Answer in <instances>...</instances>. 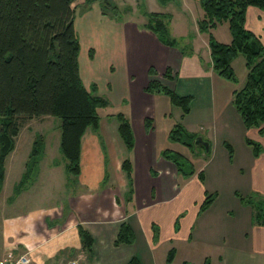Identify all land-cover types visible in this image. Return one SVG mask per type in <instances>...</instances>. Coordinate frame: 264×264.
<instances>
[{
	"label": "crops",
	"instance_id": "crops-1",
	"mask_svg": "<svg viewBox=\"0 0 264 264\" xmlns=\"http://www.w3.org/2000/svg\"><path fill=\"white\" fill-rule=\"evenodd\" d=\"M85 6L82 18L86 30L91 31L95 23H99L104 31L99 39L89 42L88 56H85L87 43L80 39L81 77L89 88L97 83L94 79L100 68L112 76L118 70L117 79L123 91L124 110L121 111L131 122L134 147L129 151L119 134V121L114 115L118 111L100 114L99 129L88 127L82 136L81 172L77 183L70 186L66 160L59 148L60 136L58 139L55 132L50 139L49 130L43 133L30 125L34 119L42 121L49 116L27 119V125L20 128L15 148L6 158L5 177L0 188V260L11 251L16 256L28 253L30 264H68L72 259H79L82 264H127L133 256L138 257L141 264H178L177 251L182 241L190 248L197 247L198 242L216 246L226 244L225 248L242 254L246 247L234 246L235 234L230 239L238 225L230 227L229 221L223 222L220 211L226 216L230 208L218 202L220 194L215 191V185L217 181L230 184L239 177L252 185L253 190L264 193V135L256 128H246L233 104L234 91L243 86L247 77L246 58L240 54L232 61L238 78L236 82L213 70L209 33L200 31L198 26L203 16L201 5L194 30L179 35L170 32L179 40L176 46L163 43L155 32L144 27L145 22L129 30V45L126 46L125 41L117 43V36L128 34L126 21L110 12L104 14L100 0L85 2ZM78 21L76 16L79 35ZM246 26L264 43V9L249 6ZM212 33L222 42L232 39L227 23L219 24ZM151 66L156 68L157 75L150 74ZM167 67L173 70L172 79L163 76ZM154 77L179 95L192 96L188 114L182 118V109L173 105L167 94L144 90ZM108 87L111 90V86ZM98 89L102 94L99 84ZM146 118L152 120L150 129L146 128ZM179 120L189 131L208 140L210 149H192L170 140L169 132ZM37 132L46 139L37 179L11 198L25 171ZM246 138L262 143L263 149L258 156ZM228 139L238 152L235 160H225L223 142ZM167 148L188 158L196 172L191 176L179 172L176 164L162 155ZM127 157L133 164L134 193L130 201L126 200L128 178L122 166ZM200 170H203V180L198 176ZM213 192L217 193L214 201L201 211L200 205L206 195ZM124 220L132 226L135 240L116 244ZM197 221L198 230L195 228ZM80 224L94 240L91 252L83 248ZM247 224L245 240L249 239L246 235L249 230L250 236L252 231L250 248L257 255L264 254V225L251 222L247 227ZM238 230L241 227L238 226ZM172 247L176 248V255L168 263L166 258ZM217 252L218 262L229 264V258ZM204 256L205 253L198 256L191 252L184 260L204 264L208 257L202 260ZM239 261L242 260L231 262L242 263ZM255 261L264 264V258Z\"/></svg>",
	"mask_w": 264,
	"mask_h": 264
},
{
	"label": "trees",
	"instance_id": "trees-1",
	"mask_svg": "<svg viewBox=\"0 0 264 264\" xmlns=\"http://www.w3.org/2000/svg\"><path fill=\"white\" fill-rule=\"evenodd\" d=\"M94 0H85L90 3ZM103 13L110 12L121 18L120 8L109 0H100ZM203 16L198 21L199 30L209 33V48L213 70L220 76L238 81L232 61L240 54L246 58L248 69L242 87L233 94V104L246 128H256L264 135V43L259 35L246 26L249 6L264 9V0H198ZM76 5L74 0H0V188L5 177V162L13 151L16 138L23 123L30 118L52 115L59 118L60 152L66 160L68 185H75L81 172V140L85 130L97 131L100 124L99 109L110 104L108 97L99 93L98 84L88 88L81 77L79 65L80 39L75 27ZM170 13L150 12L144 27L157 34L170 46H176L178 38L169 29ZM227 23L231 31L230 42L216 39L212 29ZM92 52V49H91ZM151 75L158 71L151 66ZM163 76L173 78V70L167 67ZM144 90L167 94L171 103L182 109V118L190 112L192 96L179 95L160 79L154 77ZM119 121V134L131 151L135 144L134 133L128 116L123 111L114 114ZM152 120L146 118V128ZM198 133L189 131L182 120L177 121L169 132V138L196 148L194 139ZM254 154L263 149L261 142L246 138ZM230 155L232 144L225 142ZM46 147L45 136L37 132L32 143L25 171L14 187L11 198L29 188L37 179L40 161ZM205 148L204 146H201ZM162 155L172 160L184 176L196 172L193 163L180 152L164 149ZM128 178L126 200L134 193L133 164L130 157L123 161ZM204 179L203 170L198 172ZM217 193L207 194L200 210H205L214 201ZM257 209V220L264 225V200H248ZM79 234L83 248L93 249L92 235L81 224ZM135 233L126 220L122 221L115 243H133ZM176 255L172 247L166 261L171 263ZM127 264H141L133 256ZM182 264H190L184 260ZM204 264H211L210 258Z\"/></svg>",
	"mask_w": 264,
	"mask_h": 264
},
{
	"label": "rangeland",
	"instance_id": "rangeland-1",
	"mask_svg": "<svg viewBox=\"0 0 264 264\" xmlns=\"http://www.w3.org/2000/svg\"><path fill=\"white\" fill-rule=\"evenodd\" d=\"M112 4H116L120 8V15L122 18L126 21L125 26L127 28L128 34L126 35V32L122 33L121 36H117V43L123 44L125 41V44L127 46V43L129 45V41H131V35L129 33V30L132 28H137V24L142 22L148 21V13L150 12H165L170 13V24L169 29L170 32L174 35H179V33L185 32V31H191L194 30L195 24L197 21V18H199V6L200 3L194 2V0H109ZM74 4L77 6V18H79L78 21V30H79V39L84 40V43H87L86 47V55L89 53L90 44L89 42L93 41L94 39H99L98 36L101 32L104 31V28L99 24L95 23L96 26L91 31L86 30V24L84 22L83 16V9H86L85 7V0H74ZM198 6V7H197ZM204 14L202 9V15ZM132 25L134 27H132ZM76 27V26H75ZM194 28V29H193ZM77 31V29H76ZM81 44V41H80ZM132 48V47H131ZM117 64V62H115ZM118 69V68H117ZM97 77L94 79L101 88V93L104 94V96L108 97L111 101V104L106 108H100V114L105 115L106 113H112L116 111L124 110V105L122 104V90L121 86L119 84V81L117 79L119 72H117L112 76L108 74L107 71H104L100 68L98 73L96 74ZM239 76L242 78L241 74ZM108 85L111 86V90L109 89ZM235 106V105H234ZM49 117H46L45 119L41 121L39 120H33L31 121L30 125H35L38 127L40 132L48 133L50 139L52 138V135L56 132L57 138L59 139L60 136V128L58 127L59 118L54 117L52 115H48ZM28 121L26 120L23 125H27ZM33 127V126H32ZM27 129L24 128V132H26ZM225 142H229L232 144L233 147V154L230 155L229 149L226 146ZM224 148L226 150L225 155L227 159H233L235 160L238 152L235 150L234 144L231 142L230 139L225 140L224 142ZM264 152V150H263ZM230 160V161H231ZM240 177L242 175L241 172ZM237 173V175L239 174ZM242 179V178H241ZM234 180V182L230 184H223V183H217L215 185V191L220 194L219 203L229 207L230 209L226 212V216L224 213L222 214V210L220 211L221 216L223 217L222 220L225 223L226 220L229 221L230 227L235 225L241 227V230H235L230 236V239L233 234H235V245L234 246H241L246 247V251L240 254L238 251L233 250L231 248H225L227 245L218 244L216 246L215 244H204V242H198L197 247H189L185 244H183L184 241H182V244H180V249L177 251V262L178 264H181L182 260L187 259L189 254L191 252L197 253L199 256L200 253H202L205 256L202 258L204 260L207 256L211 258V264H221L218 262V259H216V252L219 253L220 251L225 254L227 258H229L230 262H227L229 264H234L231 262L232 260H238L241 259L242 263L237 264H256L255 261L256 258H264V254H255L253 250L250 248L251 245L249 244L252 242V231L250 236V230L249 234H246L249 236V239L247 241L245 240V226L247 224V227H249L250 223L253 222V224L259 223L257 220V209L256 207L250 203L249 199H254V201L261 199L264 200V193H261L259 191H255L252 189V185L246 184L242 180ZM217 202V204H218ZM216 206V205H215ZM251 220V222H250ZM196 230H198L199 225L198 221L196 223ZM208 231V230H207ZM248 232V231H247ZM246 232V233H247ZM241 234V236H240ZM227 235V234H226ZM251 237V238H250ZM248 244V245H247ZM245 249V248H244ZM191 264H196V260L191 261ZM236 264V263H235Z\"/></svg>",
	"mask_w": 264,
	"mask_h": 264
},
{
	"label": "built area",
	"instance_id": "built-area-1",
	"mask_svg": "<svg viewBox=\"0 0 264 264\" xmlns=\"http://www.w3.org/2000/svg\"><path fill=\"white\" fill-rule=\"evenodd\" d=\"M31 257L28 253L16 256L13 252H8L6 256L0 260V264H30ZM68 264H82L79 259H72Z\"/></svg>",
	"mask_w": 264,
	"mask_h": 264
},
{
	"label": "water",
	"instance_id": "water-1",
	"mask_svg": "<svg viewBox=\"0 0 264 264\" xmlns=\"http://www.w3.org/2000/svg\"><path fill=\"white\" fill-rule=\"evenodd\" d=\"M194 145H196V148L197 147H201V146H204L206 151H208L210 149V143L208 140H205L203 138L202 135H198L195 139H194Z\"/></svg>",
	"mask_w": 264,
	"mask_h": 264
}]
</instances>
